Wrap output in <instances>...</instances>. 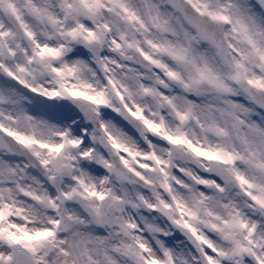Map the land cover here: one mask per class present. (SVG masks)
<instances>
[{
	"label": "snow or ice",
	"instance_id": "6c2138e0",
	"mask_svg": "<svg viewBox=\"0 0 264 264\" xmlns=\"http://www.w3.org/2000/svg\"><path fill=\"white\" fill-rule=\"evenodd\" d=\"M0 264H264V0H0Z\"/></svg>",
	"mask_w": 264,
	"mask_h": 264
}]
</instances>
